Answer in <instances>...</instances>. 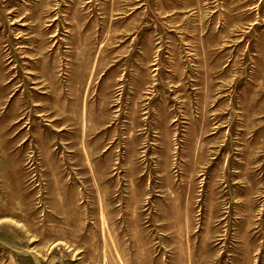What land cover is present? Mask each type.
Returning a JSON list of instances; mask_svg holds the SVG:
<instances>
[{
  "label": "rangeland",
  "instance_id": "1",
  "mask_svg": "<svg viewBox=\"0 0 264 264\" xmlns=\"http://www.w3.org/2000/svg\"><path fill=\"white\" fill-rule=\"evenodd\" d=\"M0 264H264V0H0Z\"/></svg>",
  "mask_w": 264,
  "mask_h": 264
}]
</instances>
